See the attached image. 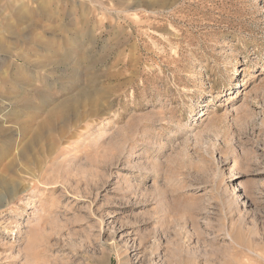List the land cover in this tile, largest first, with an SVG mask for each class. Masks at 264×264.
<instances>
[{
	"label": "rangeland",
	"instance_id": "374dc122",
	"mask_svg": "<svg viewBox=\"0 0 264 264\" xmlns=\"http://www.w3.org/2000/svg\"><path fill=\"white\" fill-rule=\"evenodd\" d=\"M161 1L0 0V264H264V0Z\"/></svg>",
	"mask_w": 264,
	"mask_h": 264
},
{
	"label": "bare ground",
	"instance_id": "6f19581e",
	"mask_svg": "<svg viewBox=\"0 0 264 264\" xmlns=\"http://www.w3.org/2000/svg\"><path fill=\"white\" fill-rule=\"evenodd\" d=\"M154 3H156V2H154ZM152 4V3H151ZM157 4H159L158 6H164V7H170V6H172L173 5V0H167V1H165V0H162L161 2H159V3H157ZM156 6V5H155ZM25 14V13H24ZM26 15H27V13H26ZM28 16V15H27ZM23 17H26V16H23ZM246 83V82H245ZM243 84V82L241 83V85Z\"/></svg>",
	"mask_w": 264,
	"mask_h": 264
}]
</instances>
